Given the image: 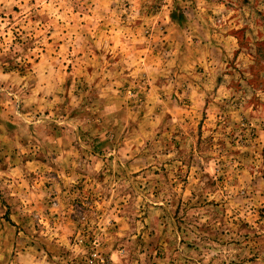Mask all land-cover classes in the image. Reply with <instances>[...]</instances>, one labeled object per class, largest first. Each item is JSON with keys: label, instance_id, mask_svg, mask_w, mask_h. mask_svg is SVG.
<instances>
[{"label": "rangeland", "instance_id": "1", "mask_svg": "<svg viewBox=\"0 0 264 264\" xmlns=\"http://www.w3.org/2000/svg\"><path fill=\"white\" fill-rule=\"evenodd\" d=\"M0 150V264H264V0H0Z\"/></svg>", "mask_w": 264, "mask_h": 264}, {"label": "crops", "instance_id": "2", "mask_svg": "<svg viewBox=\"0 0 264 264\" xmlns=\"http://www.w3.org/2000/svg\"><path fill=\"white\" fill-rule=\"evenodd\" d=\"M200 87H192V89L190 90V91H185V92H183V95H187L189 92H191L192 93V95L191 94H188V95H191L190 97H192V96H195V95H197L198 94V89H199ZM184 96V97H185ZM147 104V102L145 103V105ZM149 106V104H147V107ZM119 117V116H118ZM178 118H176L175 120H177ZM67 123V122H66ZM52 138V140H54V142L55 143H58L60 140H61V137H60V134L59 133H55V134H53V136L51 137ZM56 140V141H55ZM52 152H54V151H52ZM73 153H74V151L73 150H70V149H68V148H66L65 149V151H63V150H59V149H55V153H53V155L55 156V160L56 161H58V163H59V161H62L63 160V158H66L64 161H66V160H68V157L70 156V155H73ZM2 155H5L4 154V151L3 150H0V156H2ZM38 164H39V166H40V168H42V167H45L46 165H45V163H44V161L43 160H40L39 162H37ZM3 167H1V171H3V169H2ZM71 169V166H68V165H65V164H55V165H52L51 167H50V170H52V171H54L55 173H57V174H68L69 173V170ZM42 171V170H41ZM67 178V177H66ZM69 180H67V182H68ZM67 182H66V186L68 185L67 184ZM59 185H61V183H59ZM42 204V203H41ZM57 213H59V212H61L62 213V215H65V216H68V214L66 213V212H64V211H62V210H59V212H58V209H56L55 210ZM66 219V218H65ZM68 219V218H67ZM66 228V229H65ZM64 229L65 230H70V229H68L69 227L67 226V227H65ZM59 228H55V229H53L54 230V234L53 235H58V233H59V230H58ZM60 229H61V227H60ZM71 231V230H70ZM50 232L52 233V231H51V229H50ZM52 237V236H51ZM29 251H31V250H29ZM25 252L24 253V257H29V258H33V261H35L36 260V257L37 256H34V255H31L32 253L31 252ZM34 251H36L37 253H38V250H34ZM44 251V250H43ZM39 254H40V251H39ZM26 257V258H27Z\"/></svg>", "mask_w": 264, "mask_h": 264}, {"label": "built area", "instance_id": "3", "mask_svg": "<svg viewBox=\"0 0 264 264\" xmlns=\"http://www.w3.org/2000/svg\"><path fill=\"white\" fill-rule=\"evenodd\" d=\"M102 263H104V260L103 259H101V260L98 259V255L96 253H94L92 255V259L90 261V264H102Z\"/></svg>", "mask_w": 264, "mask_h": 264}]
</instances>
